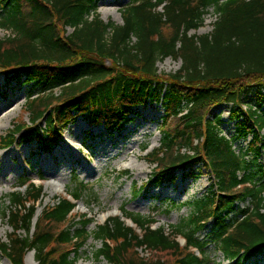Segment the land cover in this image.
<instances>
[{
	"label": "trees",
	"instance_id": "16d2710c",
	"mask_svg": "<svg viewBox=\"0 0 264 264\" xmlns=\"http://www.w3.org/2000/svg\"><path fill=\"white\" fill-rule=\"evenodd\" d=\"M99 1L0 0V30L9 33L0 38V74L29 86L0 150L36 142L48 152L79 118L118 133L138 108L160 103L159 147L145 156L153 166L149 185L173 184L178 172L200 166L213 180L211 190L192 203H172L189 207L190 215L169 231L122 206L135 228L114 216L89 232L92 220L73 211L85 196L97 197L76 177L34 224L42 188L21 178L24 191L3 199L11 233L0 240V256L24 264L33 252L36 264H76L90 238L100 244L94 259L108 264H210V246L228 264L262 255L264 0H130L121 25L100 18ZM210 13L212 31L196 35ZM168 58L180 69L159 73L157 63ZM221 106H231V139L221 135L223 120L214 114ZM248 138L237 153L234 143Z\"/></svg>",
	"mask_w": 264,
	"mask_h": 264
},
{
	"label": "rangeland",
	"instance_id": "374dc122",
	"mask_svg": "<svg viewBox=\"0 0 264 264\" xmlns=\"http://www.w3.org/2000/svg\"><path fill=\"white\" fill-rule=\"evenodd\" d=\"M129 2L100 0V18L121 25L120 11ZM215 20L211 13L205 16L203 27L196 35L209 34ZM8 36V32L0 30L1 39ZM180 67L181 62L171 58L157 63L161 74H173ZM28 91L29 86L24 83V78L15 79L0 74V137L6 136L21 115ZM230 111L231 106L214 110V114L223 120L220 132L226 139H231L236 131L235 122L230 120ZM163 115L160 103L138 108L123 130L114 134H108L102 126H90L85 119L79 118L63 132L58 145L48 152L41 150L36 142L15 144L0 150V240L7 242L11 233L1 215V211L9 205L3 199L13 191H24L18 188L21 178L42 188L43 198L36 206L33 224L43 208L53 206L57 198L65 196L66 190L74 187V177L97 197L95 200L94 197L85 196L73 211L76 217L85 216L92 220L87 227L89 232H93L106 219L120 216L122 206L127 212L153 218L155 228L166 231L186 219L190 215V208H171L172 203L180 206L205 197L211 190L213 180L197 166L185 173H177L173 184H163L155 189L149 185L153 166L146 162L145 156L159 147V126ZM249 141L250 138L235 142L236 152L246 150ZM258 164L264 166V152ZM145 185L147 190L132 199L134 192ZM168 210L169 213H166ZM125 222L131 225L129 221ZM99 247L100 244L90 238L76 264H108L103 259H94V252ZM139 253L142 257L150 255L145 250H139ZM207 255L210 264H228L213 246L208 248ZM0 264L9 263L0 256ZM24 264H36L33 252L27 254ZM245 264H264V253Z\"/></svg>",
	"mask_w": 264,
	"mask_h": 264
}]
</instances>
